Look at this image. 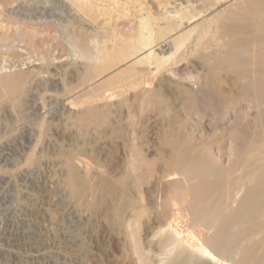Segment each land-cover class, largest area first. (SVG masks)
<instances>
[{
    "label": "rangeland",
    "instance_id": "obj_1",
    "mask_svg": "<svg viewBox=\"0 0 264 264\" xmlns=\"http://www.w3.org/2000/svg\"><path fill=\"white\" fill-rule=\"evenodd\" d=\"M79 1L0 0V264H170L166 187L185 246L264 256V0Z\"/></svg>",
    "mask_w": 264,
    "mask_h": 264
},
{
    "label": "bare ground",
    "instance_id": "obj_2",
    "mask_svg": "<svg viewBox=\"0 0 264 264\" xmlns=\"http://www.w3.org/2000/svg\"><path fill=\"white\" fill-rule=\"evenodd\" d=\"M81 1V0H80ZM80 1H79V3H80ZM87 1V0H86ZM84 3V2H83ZM81 4V3H80ZM79 4V5H80ZM86 4H88V3H86ZM93 4V3H92ZM85 6H87V5H85ZM84 7V6H83ZM83 7L82 6H80V8H82L83 9ZM86 9H88V8H86ZM86 11V10H85ZM89 10H87V12H88ZM149 21V20H148ZM150 22V21H149ZM237 23V22H236ZM242 25V24H241ZM240 25V26H241ZM246 26V25H245ZM230 28H229V30L231 29V33H232V30H234V27H232V25H230L229 26ZM248 29V28H247ZM254 29V28H253ZM192 30V29H191ZM193 31V30H192ZM187 32H189L190 33V31H187ZM252 32V31H251ZM140 34V33H139ZM142 34V33H141ZM147 34V33H146ZM184 34V33H183ZM187 34V33H186ZM145 35L143 34V37H144ZM255 36V35H254ZM148 37H150V36H148ZM180 38V37H179ZM178 38V39H179ZM188 38V37H187ZM144 39V38H143ZM145 39H147L146 37H145ZM145 39H144V41L142 40V42H146V45L147 46H149V49H148V53L150 54V53H152V52H154V47H150V42H147V41H145ZM183 39V38H182ZM257 39V38H256ZM149 40H150V38H149ZM148 40V41H149ZM181 40V39H180ZM251 40V39H250ZM136 41H138V39L136 40ZM255 41V40H254ZM141 42V41H140ZM180 42V41H179ZM250 42V41H249ZM148 43V44H147ZM141 45V44H140ZM145 46V45H144ZM255 47V46H254ZM98 50H100V49H98ZM102 50V49H101ZM104 50V49H103ZM100 52H102V51H100ZM107 52V51H106ZM87 53V52H86ZM105 53V52H104ZM87 55H88V53H87ZM90 55H93V54H90ZM104 55V54H103ZM152 55V54H151ZM99 56V55H98ZM98 56H96V57H98ZM145 56H146V54H145ZM96 57H95V55H94V58L96 59ZM143 57H144V55H143ZM142 57V58H143ZM147 57V56H146ZM93 58V59H94ZM91 59H92V57H91ZM90 60V59H89ZM102 60H104V59H102ZM91 61V60H90ZM95 62H97V60L95 61ZM257 69V68H256ZM259 69V68H258ZM249 70V69H248ZM242 71V70H241ZM122 73V72H121ZM244 73H245V71H244ZM263 75V74H262ZM251 82V81H250ZM258 82V81H257ZM261 83V82H260ZM249 84V83H248ZM252 84V83H251ZM255 85V84H254ZM258 85V84H257ZM250 86H252V85H250ZM243 87H244V85H243ZM249 88V87H248ZM263 88V87H262ZM262 88H261V90H262ZM254 89V88H253ZM244 90H246V89H244ZM259 90V89H258ZM260 90V91H261ZM247 93H248V91H247ZM246 93V94H247ZM242 96H244V95H242ZM259 96V95H258ZM231 97V96H230ZM227 99H229V98H227ZM226 99V100H227ZM261 100V99H260ZM263 111V110H262ZM242 128V127H241ZM247 128V127H246ZM245 128V129H246ZM260 129V128H259ZM243 130V129H242ZM244 131V130H243ZM257 131V130H256ZM262 132V131H261ZM256 133V132H255ZM245 134V133H244ZM250 135V134H249ZM245 136V135H244ZM247 136V135H246ZM243 137V136H242ZM251 137V136H250ZM249 138V137H248ZM247 138V139H248ZM255 138V139H254ZM240 141V140H239ZM243 141H244V139H243ZM242 144H245V143H242ZM248 147V145H245V147ZM251 146V152H252V154H253V160H254V165H255V168H254V170H253V172H252V174L255 176V175H257V174H259V173H262V175L260 176V178H259V180H258V184L256 185V186H245L246 187V191H247V195H248V198H246L245 200H246V202H247V206H249L248 205V202L249 201H251V202H255V204H256V202L258 201V199H259V194L261 193V190H263V186H264V134H255L254 135V137H253V140H252V144L250 145ZM242 147V146H241ZM245 147H244V150H245ZM242 150V149H241ZM248 151V150H247ZM250 152V153H251ZM243 153H244V151H243ZM240 158V157H239ZM245 160V159H244ZM244 160L243 161H241V162H243L244 164L246 163V161L244 162ZM170 163V162H169ZM169 163H167V165L169 164ZM167 167V166H166ZM217 167V166H216ZM216 167H215V165H214V168L216 169ZM241 167H242V165H241ZM213 168V169H214ZM240 169H242V168H240ZM249 169V168H248ZM168 170H170V169H168ZM167 171V170H166ZM240 171V170H239ZM171 172V171H170ZM218 172V171H217ZM228 172V171H227ZM242 172V171H241ZM174 173V172H173ZM220 173V172H219ZM229 173V172H228ZM231 173V172H230ZM167 175H169V174H167ZM166 175V176H167ZM216 175V174H215ZM248 175V174H247ZM152 176V175H151ZM220 176V175H219ZM231 178H232V174H231V176H230ZM242 177V176H241ZM185 178V177H184ZM188 178V177H187ZM190 178V177H189ZM214 178V177H213ZM225 178V177H224ZM223 178V179H224ZM186 179V178H185ZM180 180V179H179ZM187 180V179H186ZM238 180V179H237ZM241 179H239V181H240ZM257 180V179H256ZM158 181V180H157ZM246 181H248V180H246ZM230 182H232V180L230 179ZM241 182V181H240ZM239 182V183H240ZM202 184V183H201ZM236 184V183H235ZM244 184V183H243ZM204 184H202V186H203ZM239 185V184H238ZM246 185V184H245ZM202 186H201V188H202ZM233 186V185H232ZM244 186V185H243ZM242 185H241V188L243 187ZM206 187V186H205ZM239 187V186H238ZM237 187V188H238ZM209 188V187H208ZM233 188V187H232ZM240 188V187H239ZM191 189V188H190ZM245 189V188H244ZM209 190H210V188H209ZM232 190V189H231ZM234 190H237L238 191V189H234ZM240 190V189H239ZM152 191V190H151ZM154 192V191H153ZM202 192V191H201ZM222 192V191H221ZM233 192V191H232ZM236 192V191H235ZM239 192V191H238ZM237 192V194L239 195V193ZM263 192V191H262ZM191 193H192V191H191ZM194 193V192H193ZM193 193H192V195H193ZM198 193V192H197ZM200 193V192H199ZM228 193V192H227ZM242 193V192H241ZM241 193H240V195L239 196H241ZM246 193V192H245ZM223 194V193H222ZM229 194V193H228ZM226 195V196H231V195ZM176 195V194H175ZM262 195V194H261ZM260 195V196H261ZM172 194H171V191H170V189L169 188H165V189H163L162 190V194H161V197H162V204H161V212H160V214H161V216H163L164 217V225H162V226H164V228L162 227V229H164L165 231H167L168 232V234H169V236L174 240L173 242L174 243H171L170 245H172V248H171V250H176V249H178V252L175 254V256L173 257V256H171V255H169L168 256V258L170 259V257H173V259H172V262L170 263V264H264V256H259L258 258H255V261H250V260H248L247 258H238L236 255H234V254H231L229 257H224L223 255H221V254H218L217 252H216V250L217 249H215V248H213L214 246L212 245L211 247L209 246V245H207V244H205V243H203V242H199L198 244H195V245H189L190 247H187V246H185L186 244V242H181V240H180V235L178 234V231H176L175 230V225L179 222V217L178 216H176V215H174L173 213H172V211H173V207L174 206H177V204H178V202H181V204H184V200L187 198H189L190 197V192H188L187 190H183V194L179 197V198H177V197H175V198H172ZM219 196H220V194H219ZM234 196V195H233ZM243 196V195H242ZM237 197V196H236ZM227 198H229V199H231L230 197H227ZM261 198V197H260ZM203 199V198H202ZM229 199H227V200H229ZM237 199H240V198H238L237 197ZM192 200V199H191ZM215 200V199H214ZM236 200V198L235 199H233L232 201H235ZM216 202V201H215ZM151 203V202H150ZM170 203H172L171 204V206H170ZM212 203V202H211ZM218 203V202H217ZM233 203H235V202H233ZM237 203H239L238 201L236 202V204ZM220 204V203H219ZM218 204V205H219ZM227 204V203H226ZM236 204H235V206H236ZM254 204V205H255ZM172 205H173V207H172ZM217 205V204H216ZM215 205V206H216ZM240 205V204H239ZM239 205H237V207L239 206ZM244 205V204H243ZM253 205V206H254ZM252 206V205H251ZM226 207H227V205H226ZM229 207V206H228ZM233 207V206H232ZM178 208H179V206H178ZM218 208H220V206L218 207ZM217 208V211H219V209ZM231 208V207H230ZM234 208V207H233ZM244 208L245 209H247L245 206H244ZM254 208V207H253ZM221 209V208H220ZM223 209H225V208H223ZM262 209V208H261ZM175 210V209H174ZM177 210V209H176ZM179 210H181L180 208H179ZM191 210V209H190ZM228 210H231V209H226V211L228 212ZM250 210V209H249ZM199 211V210H198ZM226 211H223V212H226ZM237 211H241V210H237ZM257 211H258V209H257ZM231 213V212H230ZM220 214H222V212L220 213ZM223 214H225V213H223ZM222 214V217H224V215ZM227 214V213H226ZM258 214V213H257ZM246 215V214H245ZM249 215V214H248ZM182 217H183V215H182ZM181 217V218H182ZM215 217V216H214ZM220 217H221V215H220ZM219 217V218H220ZM198 218V217H197ZM218 218V219H219ZM240 218H242V217H240ZM250 218V217H249ZM238 218H236V219H234V220H237ZM186 220V219H185ZM249 220V219H248ZM254 220V219H253ZM262 220V219H261ZM214 221V220H213ZM239 221V220H238ZM241 221V220H240ZM247 221V220H246ZM252 221V220H251ZM253 222V221H252ZM235 223V222H234ZM241 223V222H240ZM242 223H243V221H242ZM256 223V222H255ZM246 224V223H245ZM245 224H242V225H245ZM248 224H249V222H248ZM237 225H239V224H237ZM236 225V226H237ZM250 225V224H249ZM245 226H248V225H245ZM251 226V225H250ZM247 228H249V227H247ZM263 228V227H262ZM242 229V228H241ZM258 229V228H257ZM165 231L163 232V230H162V232L163 233H165ZM241 231V230H240ZM239 231V232H240ZM166 232V233H167ZM243 232V231H242ZM248 232V231H247ZM258 232H260V231H258ZM261 232H262V230H261ZM241 233V232H240ZM240 233H238V234H240ZM244 234V233H243ZM257 234V233H256ZM236 235V234H235ZM231 236V235H230ZM229 236V237H230ZM241 236V235H240ZM240 236H239V238H240ZM228 237V238H229ZM233 237V236H232ZM236 237H237V239H238V236L236 235ZM250 237V236H249ZM254 237H256V236H254ZM233 239V238H232ZM225 240V239H224ZM223 240V241H224ZM231 240V239H230ZM239 240V239H238ZM222 241V242H223ZM226 241V240H225ZM235 241V238H234V240H233V243H235L234 242ZM247 241V240H246ZM216 242V241H215ZM220 241H218L217 243H219ZM231 243V242H230ZM236 243H238V242H236ZM260 243H262V246L264 247V236L260 239ZM167 244V243H166ZM220 244H221V242H220ZM242 244H244V242H242ZM247 244V243H246ZM251 244V243H250ZM217 245V244H216ZM225 245V244H224ZM229 245V244H228ZM238 245V244H237ZM159 246H162L163 247V244H161V245H159ZM168 246V245H167ZM217 246H219V245H217ZM226 246V245H225ZM233 246V245H232ZM232 246H229V247H232ZM235 247H236V245H234ZM242 245H240L239 247L240 248H242L241 247ZM245 246V245H244ZM220 247V246H219ZM218 247V248H219ZM228 247V246H227ZM250 247V246H249ZM161 248V247H160ZM165 248V247H164ZM176 248V249H175ZM220 248H222V247H220ZM225 248V247H224ZM223 248V249H224ZM167 249V248H166ZM253 249V248H252ZM161 250V249H160ZM226 250V249H225ZM167 251H168V249H167ZM218 251V250H217ZM218 252H220V249H219V251ZM231 251H230V249L228 250V252H226L225 254H227V253H230ZM236 252H237V250H236ZM143 253V252H142ZM171 253V252H170ZM135 254L138 256V258L139 257H141V252H139V251H136L135 252ZM248 254V253H247ZM174 255V254H173ZM253 255V254H252ZM226 256V255H225ZM239 256V255H238ZM242 256H244V255H242ZM251 256V255H250ZM253 257V256H252ZM143 258V257H142ZM253 259V258H252Z\"/></svg>",
    "mask_w": 264,
    "mask_h": 264
}]
</instances>
